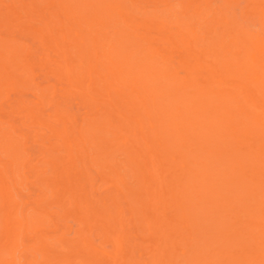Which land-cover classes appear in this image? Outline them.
<instances>
[{
  "label": "bare ground",
  "instance_id": "bare-ground-1",
  "mask_svg": "<svg viewBox=\"0 0 264 264\" xmlns=\"http://www.w3.org/2000/svg\"><path fill=\"white\" fill-rule=\"evenodd\" d=\"M75 262L264 264V0H0V264Z\"/></svg>",
  "mask_w": 264,
  "mask_h": 264
},
{
  "label": "rangeland",
  "instance_id": "rangeland-1",
  "mask_svg": "<svg viewBox=\"0 0 264 264\" xmlns=\"http://www.w3.org/2000/svg\"><path fill=\"white\" fill-rule=\"evenodd\" d=\"M10 1H13V0H8V2H10ZM27 33V32H26ZM28 34V33H27ZM24 37V36H23ZM27 37V36H26ZM29 37V36H28ZM26 39V38H25ZM25 39H23V40H25ZM29 40V39H28ZM27 40V41H28ZM1 158H2V156H1ZM26 191V190H25ZM25 191H23V193H25ZM76 261V260H75ZM79 262H75L74 264H78Z\"/></svg>",
  "mask_w": 264,
  "mask_h": 264
}]
</instances>
